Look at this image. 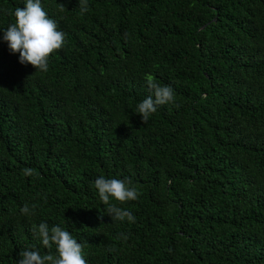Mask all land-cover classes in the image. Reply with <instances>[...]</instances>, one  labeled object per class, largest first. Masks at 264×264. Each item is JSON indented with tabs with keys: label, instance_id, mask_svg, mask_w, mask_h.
Masks as SVG:
<instances>
[{
	"label": "trees",
	"instance_id": "obj_1",
	"mask_svg": "<svg viewBox=\"0 0 264 264\" xmlns=\"http://www.w3.org/2000/svg\"><path fill=\"white\" fill-rule=\"evenodd\" d=\"M24 2L0 0V264L56 254L41 222L87 264H264V0H41L65 34L47 71L2 39ZM148 76L174 103L143 123ZM99 176L138 189L110 198L134 223Z\"/></svg>",
	"mask_w": 264,
	"mask_h": 264
},
{
	"label": "clouds",
	"instance_id": "obj_2",
	"mask_svg": "<svg viewBox=\"0 0 264 264\" xmlns=\"http://www.w3.org/2000/svg\"><path fill=\"white\" fill-rule=\"evenodd\" d=\"M79 3L83 14L88 10L87 0H79ZM11 14L15 18L14 22L4 29L2 37L10 52L19 53L21 64H31L37 70L47 71L49 56L63 47L65 34L58 30L57 22L49 18L41 0H25L24 7H16ZM146 84L150 95L136 106V113L140 114L143 123H147L158 106L174 103V90L171 86L160 85L151 76L146 77ZM22 171L25 176L34 175L32 168ZM94 187L103 205L107 206L105 212L111 216L112 221H123L127 218L129 222H135V217L130 211L110 202V198L121 203L138 199L140 193L130 180L99 176L94 181ZM35 208V204L30 208L25 203L20 212L22 215H29ZM31 231L47 249L55 245L56 254L49 252L41 255L38 250H22L18 254L20 258L16 264H87L83 256V245L59 225L49 228L46 222H41L38 226L33 225Z\"/></svg>",
	"mask_w": 264,
	"mask_h": 264
}]
</instances>
